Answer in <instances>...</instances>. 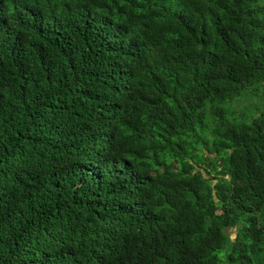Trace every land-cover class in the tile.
Masks as SVG:
<instances>
[{
	"label": "trees",
	"instance_id": "trees-1",
	"mask_svg": "<svg viewBox=\"0 0 264 264\" xmlns=\"http://www.w3.org/2000/svg\"><path fill=\"white\" fill-rule=\"evenodd\" d=\"M251 80L264 0H0V264H264Z\"/></svg>",
	"mask_w": 264,
	"mask_h": 264
},
{
	"label": "rangeland",
	"instance_id": "rangeland-1",
	"mask_svg": "<svg viewBox=\"0 0 264 264\" xmlns=\"http://www.w3.org/2000/svg\"><path fill=\"white\" fill-rule=\"evenodd\" d=\"M264 89V82L260 80H251L246 84L239 94L243 96H234L224 100L221 103H215V106H220L223 109L226 118L234 121L240 120L241 111L248 116L254 114L257 110L264 108V96L260 95ZM237 97V98H236ZM235 98V99H234ZM233 99V100H232ZM231 100V101H230ZM255 107V108H254ZM208 126L212 124V119L210 115L207 116ZM227 232L230 236H233V228H227Z\"/></svg>",
	"mask_w": 264,
	"mask_h": 264
}]
</instances>
